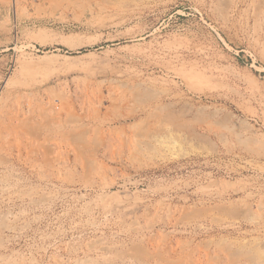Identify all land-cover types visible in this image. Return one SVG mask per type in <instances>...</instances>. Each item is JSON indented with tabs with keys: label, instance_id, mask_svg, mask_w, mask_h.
Masks as SVG:
<instances>
[{
	"label": "rangeland",
	"instance_id": "1",
	"mask_svg": "<svg viewBox=\"0 0 264 264\" xmlns=\"http://www.w3.org/2000/svg\"><path fill=\"white\" fill-rule=\"evenodd\" d=\"M0 264H264V0H0Z\"/></svg>",
	"mask_w": 264,
	"mask_h": 264
}]
</instances>
